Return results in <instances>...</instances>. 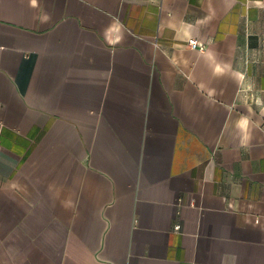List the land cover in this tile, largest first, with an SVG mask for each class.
<instances>
[{
    "label": "crops",
    "instance_id": "1",
    "mask_svg": "<svg viewBox=\"0 0 264 264\" xmlns=\"http://www.w3.org/2000/svg\"><path fill=\"white\" fill-rule=\"evenodd\" d=\"M0 264H264V0H0Z\"/></svg>",
    "mask_w": 264,
    "mask_h": 264
},
{
    "label": "built area",
    "instance_id": "2",
    "mask_svg": "<svg viewBox=\"0 0 264 264\" xmlns=\"http://www.w3.org/2000/svg\"><path fill=\"white\" fill-rule=\"evenodd\" d=\"M188 45L192 48V49H197L199 51H205L206 46L203 43H200L199 41L195 40V39H191L188 42ZM181 226L177 225L175 227L176 230H180Z\"/></svg>",
    "mask_w": 264,
    "mask_h": 264
}]
</instances>
